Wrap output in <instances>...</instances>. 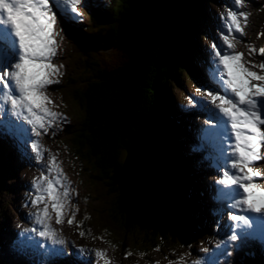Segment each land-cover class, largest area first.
<instances>
[{"label": "snow or ice", "instance_id": "snow-or-ice-1", "mask_svg": "<svg viewBox=\"0 0 264 264\" xmlns=\"http://www.w3.org/2000/svg\"><path fill=\"white\" fill-rule=\"evenodd\" d=\"M246 2L231 0L219 14L215 26L218 39L209 38L207 59L203 60L205 79L196 87L199 95L186 97L188 108L204 117L203 124L196 129L199 142L192 143V150L207 153L206 158L213 161L217 173L209 189L213 202L219 205L213 209V214L218 217L216 227L224 229V237L217 245L212 264H215L216 255L221 258L239 256L248 242L256 238L264 248V188L254 182V178L264 173L250 166L257 161L264 163V48L249 45V55L261 57L259 64L248 61L249 68L244 66L242 53L234 47L241 42L243 27L247 26L249 13L241 10ZM81 8L89 9L88 0H0V144H9L19 156L29 161L35 158L38 164L44 150L35 137L47 135L53 123L66 122L61 113L47 107L52 102L45 95L48 86L59 83L52 77L62 75L51 63L57 53L54 28L59 25L63 32L64 21L82 22ZM261 35L264 33H257L258 38ZM234 69L242 77H237ZM24 125L30 127L31 135H26ZM129 159L133 178H136V161ZM58 163L49 152L46 171L55 175H45L41 166L39 180L32 182L35 194L30 205L36 211L29 219L40 228L31 231L52 246L42 248L40 264L68 256L78 258L79 264H92L85 259L90 250L70 245L48 223L51 219L49 203L56 223L61 224L68 211L66 206L77 195ZM225 211L228 223L223 221ZM75 215L73 204L67 223L82 228ZM79 235L86 234L81 230ZM34 247L24 239L13 241V249L19 254ZM209 251L207 247L201 249L204 253ZM94 252L97 260L110 264L104 251L95 249ZM124 255L127 257L129 253ZM178 259L182 260L183 256ZM191 264L210 262L205 257ZM225 264L228 261L225 260Z\"/></svg>", "mask_w": 264, "mask_h": 264}, {"label": "trees", "instance_id": "trees-1", "mask_svg": "<svg viewBox=\"0 0 264 264\" xmlns=\"http://www.w3.org/2000/svg\"><path fill=\"white\" fill-rule=\"evenodd\" d=\"M205 1L114 0L99 9L88 2L87 28L79 31L83 55L96 50L101 60L73 96L83 112L74 153L91 163L112 196L115 226L141 233L144 242L182 240L202 228L190 140L199 141L190 112L175 106L170 91L183 93L191 70H203L194 39L211 38ZM256 260L248 255L242 264Z\"/></svg>", "mask_w": 264, "mask_h": 264}, {"label": "rangeland", "instance_id": "rangeland-1", "mask_svg": "<svg viewBox=\"0 0 264 264\" xmlns=\"http://www.w3.org/2000/svg\"><path fill=\"white\" fill-rule=\"evenodd\" d=\"M88 2L92 8L96 9L104 5L114 4V0H88ZM230 2L231 0H208V3L205 1V9L203 8L202 11L206 20L207 18L209 20L208 35L210 34L211 38L218 39L215 26L219 22V14ZM79 10L82 13L80 25L76 22L64 21L63 32L60 31L59 25L54 28L57 33L55 37L57 53L51 63L59 68L62 75L53 76L52 78L59 80V83L48 86L45 91V95L52 102L47 107L61 113L66 118V122L53 123L51 131L47 135L35 137L44 150L43 159L39 164L35 158L31 161L22 158L9 144H0V264H40L43 260L40 255L42 248L52 247L45 238L36 236L31 231L33 228L39 230L40 226L35 225L29 219L30 214L36 210L34 206L30 205V200L35 194L32 182L34 179L39 180L41 166L45 170V175H55V173L49 174L46 171L49 152L59 162V168L70 181V188L74 189L77 195L72 197L66 206L68 211L64 213L61 224L56 223L55 213L51 211L49 203L48 212L51 219L48 220V223L70 245L90 250L85 259L91 260L92 264H103V261L96 259L95 249L104 251L110 264H156V262L158 264H191L193 260L200 258L203 261L205 257L212 264L217 245L224 237V229L216 227L218 217L213 214V209L219 205L213 202V193L209 189V185L215 183L217 173L213 161L206 158L207 153L192 150L199 166L197 169H191V165L188 167L197 174L195 187L199 191L198 200L202 211L200 216L202 228H196L188 238L182 240L174 237L165 240L157 239L153 242H144V236L141 233L134 232L132 235L120 231L115 226L116 224L113 223L108 214L110 202L113 199L108 189L102 181L94 178L96 173L91 163L83 158L78 160V154L77 157L75 156L73 142L77 138L83 112L77 102L73 101V96H77L85 88L86 81L92 73L91 69L94 68L93 62L101 60L96 50L92 51L90 58H86L82 53L85 50L81 48L83 44L79 37L82 34L79 31L83 32L87 28L88 15L85 9ZM241 10L249 13L247 26L243 27V35L239 38L241 42L235 43L234 47L235 51L242 53L244 66L251 68V64L247 62L252 61L259 64L261 57L258 55L250 56L249 45H254L257 49L264 48V35L257 37L258 32L264 33V0H247L246 3L242 4ZM194 41L198 46L200 56L207 59L209 39L203 37L200 40L198 37V40L195 38ZM105 59L106 54L102 57V60ZM61 65H63L62 68H60ZM202 69H192L189 74L190 79L185 78L183 80V93L179 91L178 88L180 87H173L170 91V97L175 106L182 111L190 112L186 116L191 119L192 131L197 129L195 127L203 124L204 117L188 108L186 97L199 95L196 92V87L205 79L204 66ZM252 70L259 71L256 68ZM233 71L237 77H242L238 70L234 69ZM23 127L26 129V135H31L30 127L26 125ZM193 133L196 132L193 131ZM190 141L196 142L193 139ZM82 152L84 153L83 150ZM250 166L264 173V163L257 161ZM254 182L264 188V175L254 178ZM26 202L29 203L26 205ZM73 204L76 209L75 220L82 225V228H77L76 224L70 226L67 223L68 216L73 210ZM39 207H43V205H39ZM233 211L236 212V210ZM248 214L257 215L256 213ZM223 221L228 223L227 211L223 213ZM25 229L29 231L25 232L23 236L32 245L36 244L31 240L32 237L37 238V244L34 247V250H39L37 253L30 250L25 254H19L13 249V241L23 239L16 234H21ZM81 230L86 234L84 237L79 235ZM176 236L178 237V235ZM75 247H73V251H75ZM205 247L210 250L208 253L201 252V249ZM263 250L261 241L256 238L248 242L240 251L239 256L231 255L221 258L216 255L215 264H225V260L228 261V264H240L248 255H252L254 260L257 257L256 262L264 264ZM125 252L129 253L127 257L124 255ZM181 255L183 256L182 260L178 259ZM48 264H79V259L72 256L58 257L50 259Z\"/></svg>", "mask_w": 264, "mask_h": 264}, {"label": "bare ground", "instance_id": "bare-ground-1", "mask_svg": "<svg viewBox=\"0 0 264 264\" xmlns=\"http://www.w3.org/2000/svg\"><path fill=\"white\" fill-rule=\"evenodd\" d=\"M72 23V22H71ZM78 24V23H77ZM79 25H80V23H79ZM83 32H84V30H83ZM182 111V110H181ZM182 112H184V111H182ZM48 175V174H47ZM34 210V209H33ZM36 211V210H35ZM21 233H23V234H25V232H24V230L21 232ZM16 234V233H15ZM16 235H19V237H21V238H23L24 240H26L27 241V238H24V236L23 235H21V234H16ZM14 239H15V237H14ZM31 239V238H30ZM31 240H33V242H35L36 244H37V238L35 237V238H33L32 237V239ZM34 244V243H33ZM35 244V245H36ZM34 245V246H35ZM39 250H32L31 252H34V253H37ZM29 252V251H28ZM33 257V256H32Z\"/></svg>", "mask_w": 264, "mask_h": 264}, {"label": "water", "instance_id": "water-1", "mask_svg": "<svg viewBox=\"0 0 264 264\" xmlns=\"http://www.w3.org/2000/svg\"><path fill=\"white\" fill-rule=\"evenodd\" d=\"M183 238H188V237H183Z\"/></svg>", "mask_w": 264, "mask_h": 264}]
</instances>
